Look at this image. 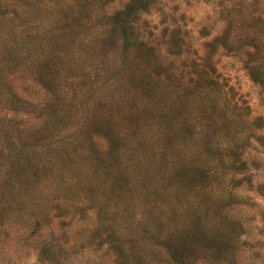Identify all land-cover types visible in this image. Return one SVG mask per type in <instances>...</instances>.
I'll return each mask as SVG.
<instances>
[{"label":"rangeland","instance_id":"obj_1","mask_svg":"<svg viewBox=\"0 0 264 264\" xmlns=\"http://www.w3.org/2000/svg\"><path fill=\"white\" fill-rule=\"evenodd\" d=\"M0 264H264V0H0Z\"/></svg>","mask_w":264,"mask_h":264}]
</instances>
